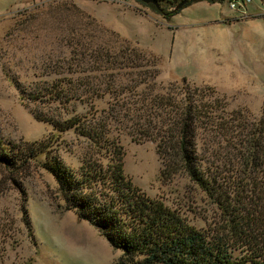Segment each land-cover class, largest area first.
<instances>
[{"label":"trees","instance_id":"16d2710c","mask_svg":"<svg viewBox=\"0 0 264 264\" xmlns=\"http://www.w3.org/2000/svg\"><path fill=\"white\" fill-rule=\"evenodd\" d=\"M155 1L157 7L141 4L167 17L202 0L175 11L183 0ZM94 23L68 34L69 57L51 67L55 78L28 86L11 79L23 105L34 107V120L85 144L76 169L46 154L43 168L64 209L120 251L115 264H264V111L227 110L212 90L185 79L164 86L158 57L98 23L89 30ZM81 105L88 110L79 113ZM118 132L156 145L162 178L183 173L200 190L211 207L202 227L131 183ZM8 151L0 149V162L15 165Z\"/></svg>","mask_w":264,"mask_h":264},{"label":"rangeland","instance_id":"374dc122","mask_svg":"<svg viewBox=\"0 0 264 264\" xmlns=\"http://www.w3.org/2000/svg\"><path fill=\"white\" fill-rule=\"evenodd\" d=\"M235 3L230 9L226 0L196 1L164 17L136 0H0V149L10 150L15 164L0 162V264H115L120 255L91 224L64 209L43 168L49 154L76 169L84 142L34 120V107L23 105L11 79L28 86L55 78L51 67L69 57L68 34L94 21L158 57L157 81L164 86L185 79L212 90L227 110L258 117L264 111V0ZM233 19L244 21L227 24ZM118 133L131 183L202 227L211 207L200 190L183 173L160 176L164 166L153 142ZM33 146L39 151L29 158L25 150Z\"/></svg>","mask_w":264,"mask_h":264},{"label":"water","instance_id":"95a60500","mask_svg":"<svg viewBox=\"0 0 264 264\" xmlns=\"http://www.w3.org/2000/svg\"><path fill=\"white\" fill-rule=\"evenodd\" d=\"M140 1L141 3L143 4H152V5H155L156 7L158 6L157 5V2L155 0H138ZM189 0H183L182 2H180L179 4H177L173 10H176V9H179L182 7V5H184L185 3H187Z\"/></svg>","mask_w":264,"mask_h":264},{"label":"built area","instance_id":"2783aa9c","mask_svg":"<svg viewBox=\"0 0 264 264\" xmlns=\"http://www.w3.org/2000/svg\"><path fill=\"white\" fill-rule=\"evenodd\" d=\"M227 1V3H228V5H229V8L230 9H235V8H237V5H236V1L237 0H226ZM249 2V0H246V2ZM243 3V2H242Z\"/></svg>","mask_w":264,"mask_h":264},{"label":"crops","instance_id":"0c3cea01","mask_svg":"<svg viewBox=\"0 0 264 264\" xmlns=\"http://www.w3.org/2000/svg\"><path fill=\"white\" fill-rule=\"evenodd\" d=\"M261 14H263L264 15V13H261ZM261 14H254V18H260V15ZM253 19V18H252ZM227 21V24H231V23H235V22H237V23H239V22H243L244 20H236V19H233V20H226ZM234 21V22H233Z\"/></svg>","mask_w":264,"mask_h":264}]
</instances>
